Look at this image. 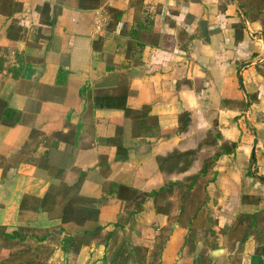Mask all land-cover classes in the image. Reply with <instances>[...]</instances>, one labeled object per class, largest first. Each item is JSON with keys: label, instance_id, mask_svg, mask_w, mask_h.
I'll return each instance as SVG.
<instances>
[{"label": "crops", "instance_id": "0c3cea01", "mask_svg": "<svg viewBox=\"0 0 264 264\" xmlns=\"http://www.w3.org/2000/svg\"><path fill=\"white\" fill-rule=\"evenodd\" d=\"M15 2L20 10L0 13V99L19 120L0 123V258L18 244L39 264H111L103 241L62 248L96 223L118 245L141 240L137 264L150 262L161 235L162 264H194L182 252L190 217L177 223L191 188L207 197L193 225L198 251L212 264H264V13L246 22L238 0ZM126 76V101L101 93ZM80 173L96 221L50 219L43 199ZM113 184L178 186L160 205L168 214L148 200L127 221Z\"/></svg>", "mask_w": 264, "mask_h": 264}, {"label": "trees", "instance_id": "16d2710c", "mask_svg": "<svg viewBox=\"0 0 264 264\" xmlns=\"http://www.w3.org/2000/svg\"><path fill=\"white\" fill-rule=\"evenodd\" d=\"M238 2L240 10L247 20L258 18L264 13V0H252L245 2L244 0H238ZM1 5L2 8H0V13L6 16H11L14 12L20 10L21 7L17 2H15V0H1ZM80 7L89 8L92 6L81 3ZM261 22L264 25V18L261 19ZM128 79L129 78L127 76L122 78L116 89H104L101 90V93L104 95H115L111 96V99L117 98L126 101L132 93L129 89ZM119 95L124 96L122 97ZM131 113L132 112L129 109H126V116H129ZM18 122L17 112L8 108L7 103L0 99V123L8 124V126H14L18 124ZM235 149L236 144H234L230 150L224 148L223 151L224 153H231ZM84 177L85 173H80L78 181L71 186H66L64 183L61 190L55 188L50 190V193L42 201V211L45 212L50 219L60 220L63 223L75 222L84 226L87 222H95L96 218L94 211L90 210V208H88L89 206L85 205L83 203L84 201H82L79 197V191L84 181ZM193 183H195V180ZM175 186L178 185L171 184L168 187H162L151 193H143L113 184L111 185L109 194L112 196L117 195L118 198L126 200V220L130 221L144 210V204L148 200L154 201L158 212L168 214L165 208H160V205L163 201L167 200L168 195L173 193L172 188ZM126 192H129L130 195H125L124 193ZM190 192L191 188L187 191V193L185 192L181 196L183 207L181 208L180 215L177 219V223L181 225L186 216L190 217L188 228H186L187 235L185 236L182 252L186 249L187 256L193 258L194 264H212V260L209 257H206L205 251H198L197 230L193 227L194 222H197L202 214V209L207 203V197L199 193L191 194ZM188 206H190L189 208L191 209V212H187L186 208ZM257 217L258 215L244 216L241 217L240 220H242V222L252 220L255 224ZM120 225L121 221L116 225V229ZM249 227L253 228L251 225ZM104 231V227L93 223L92 225L87 226L81 234L65 238L62 248L64 251H72L73 253L78 254L82 247L88 246L93 242L103 241L106 248H109L110 251L114 250L111 264H130L131 262L137 264V260L132 259V257L133 255H136L137 249L143 248L141 240L136 241L137 244L133 247L128 245L126 241H123L118 245L116 231L107 233L105 236L103 234ZM139 233L141 232L138 231V234ZM2 236L8 240H13L15 236H18L21 241L25 240V237L23 238V236L19 233L13 235L2 233ZM168 239L169 235H161L157 246L151 255L150 262L145 259L142 261V264H162L161 257ZM0 260H5L6 264H39L34 258V253L30 250L10 254L6 257L0 258Z\"/></svg>", "mask_w": 264, "mask_h": 264}, {"label": "rangeland", "instance_id": "374dc122", "mask_svg": "<svg viewBox=\"0 0 264 264\" xmlns=\"http://www.w3.org/2000/svg\"><path fill=\"white\" fill-rule=\"evenodd\" d=\"M119 240V239H118ZM21 241V240H20ZM117 243H118V241H117ZM22 244V243H21ZM19 245L17 244H14V248H15V250H17V251H28V250H30V251H32L33 252V250L32 249H28V248H23V247H20L21 249H19V247H18ZM22 246V245H21ZM28 247V246H27ZM29 247H31V246H29ZM17 253H19V252H17ZM15 254V253H14Z\"/></svg>", "mask_w": 264, "mask_h": 264}, {"label": "water", "instance_id": "95a60500", "mask_svg": "<svg viewBox=\"0 0 264 264\" xmlns=\"http://www.w3.org/2000/svg\"><path fill=\"white\" fill-rule=\"evenodd\" d=\"M238 7H239V5H238ZM239 9H240V7H239ZM241 11V10H240ZM242 12V11H241ZM243 14V13H242ZM243 16H244V14H243ZM244 18H245V21L247 22L248 20L246 19V17L244 16ZM218 254V251H216L215 252V255H217Z\"/></svg>", "mask_w": 264, "mask_h": 264}]
</instances>
